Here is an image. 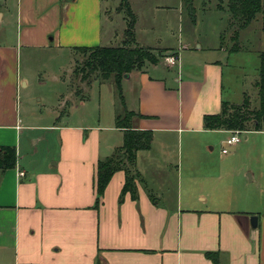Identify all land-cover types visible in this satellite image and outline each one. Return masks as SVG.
<instances>
[{
	"label": "crops",
	"instance_id": "obj_1",
	"mask_svg": "<svg viewBox=\"0 0 264 264\" xmlns=\"http://www.w3.org/2000/svg\"><path fill=\"white\" fill-rule=\"evenodd\" d=\"M103 2L0 0V146H15L18 155L14 167L0 169V264H264L255 177L236 168L229 178L222 167L236 161L241 140L218 160L208 150L211 137L231 131L205 129L204 115L249 95L226 99L222 58L229 49L221 42L204 45L180 33L183 50L169 49V26L145 28L129 0L137 42L179 60L176 73L160 61L122 81L125 106L143 115L133 125L153 131L151 147L138 152L134 166L136 199L130 192L120 199L127 176L122 169L95 205L98 162L124 142V129L116 125L124 107L114 83L95 81L83 85L85 98L72 89L60 94L58 107L31 109L29 72L43 81L46 54L123 42L125 24L119 41L109 43ZM184 57L191 61L185 71ZM253 131L263 133L264 126Z\"/></svg>",
	"mask_w": 264,
	"mask_h": 264
},
{
	"label": "rangeland",
	"instance_id": "obj_2",
	"mask_svg": "<svg viewBox=\"0 0 264 264\" xmlns=\"http://www.w3.org/2000/svg\"><path fill=\"white\" fill-rule=\"evenodd\" d=\"M127 1L129 2V0ZM133 1L136 10L141 15L140 24H144L145 28L153 25L155 29L152 32H155L157 28L169 26V49L181 48L183 50L182 44L179 43L180 33L184 38H196L204 45L207 43L217 45L221 42V44L229 49L227 57L222 58V60L224 59L225 66L224 95L226 99L238 102L241 100L242 94L247 92L250 95H247L251 100L250 107L254 108L259 105V93L254 82L259 77V49H264V29L261 15L253 21L251 27L241 33L239 38H235L234 31L236 26L230 23V19L225 11L218 7L219 0H192L191 5L186 0ZM157 4L169 5V7L157 9L155 6ZM103 10L106 36L110 37V44L117 43L119 41V29L124 24L127 29L131 20L125 0H104ZM220 31L222 32L221 38L219 37ZM114 35H117V37ZM238 46L239 49L235 50L234 48ZM170 55L172 54L169 52L167 56ZM167 56H161L160 63L174 66L172 71L178 72L179 68L176 66L179 62L178 57L176 64H170L167 62ZM84 58H86L85 54H73L70 49L64 48L61 51H56L53 55L46 54L41 64V66L43 65L41 72L43 81H40L38 72L35 73L34 70L30 69L29 73L32 74L29 87L31 109L48 111V107H58L61 95L67 96V93L72 92V89L80 88L77 78L75 79L72 76V71L78 66L80 68ZM74 59L75 61L73 62ZM190 62L187 57H184L181 63L184 65V71ZM109 82L114 83L113 78L109 79L107 84ZM83 85L85 84L83 83L81 87ZM98 85L93 86L95 95L92 94L96 98H98L100 92ZM70 105L71 101L62 104V107L58 109L61 113H65L66 110H69ZM90 111L91 108L89 107ZM203 134L209 135L211 133ZM230 136L231 134L216 133L211 137V140L214 142L209 144L208 150L217 160L222 157V146ZM239 136L241 143L236 161L228 165L227 163H223L222 167L230 173L229 178L233 174H237L235 172L236 168L239 172L242 169H248L254 175L255 181L251 184L257 186V193L260 199L257 210L264 212V132L244 131ZM210 146H214V149L211 150ZM225 146L228 147L230 154L234 153L233 146H228L227 144ZM246 178L250 180V176L246 175Z\"/></svg>",
	"mask_w": 264,
	"mask_h": 264
},
{
	"label": "trees",
	"instance_id": "obj_3",
	"mask_svg": "<svg viewBox=\"0 0 264 264\" xmlns=\"http://www.w3.org/2000/svg\"><path fill=\"white\" fill-rule=\"evenodd\" d=\"M192 0H186L191 5ZM131 20L124 32V40L119 45L76 46L73 54L82 53L86 58L79 66L74 68L72 76L78 80L76 95L81 99L84 93L81 85H91L93 82H107L113 78L119 107L123 106V113H118L116 125L124 129V142L114 152L97 165L95 188L97 191L96 207H99L105 189L113 175L119 170L127 173L126 181L121 194V201L128 192L137 198V171L134 170L138 152L148 150L153 141V131L140 129L133 125L134 117H143L139 112L127 109L123 93L122 81L126 75L134 70H141L147 64L161 61L163 51H156L151 47L141 46L136 40L135 24L136 15L129 2L125 0ZM218 7L226 9L231 16L230 22L236 26L234 34L238 37L240 29L247 27L259 15L262 16L264 29V0H219ZM239 49V46L234 48ZM72 77V78H73ZM77 85V86H78ZM259 90V105L250 107L249 97L241 103L223 101L220 112L208 113L203 117L204 128L207 130L227 129L240 132L251 129L260 130L264 126V50L260 53V71L257 82ZM83 91V92H82ZM17 149L15 146H0V169L12 168L17 162ZM211 254V253H209Z\"/></svg>",
	"mask_w": 264,
	"mask_h": 264
},
{
	"label": "built area",
	"instance_id": "obj_4",
	"mask_svg": "<svg viewBox=\"0 0 264 264\" xmlns=\"http://www.w3.org/2000/svg\"><path fill=\"white\" fill-rule=\"evenodd\" d=\"M167 62L170 64H176L177 62V56L172 54L170 56H167ZM241 132L239 130H233L231 131V136L225 141V144H227L228 146H232L236 143H238L241 139H240V134ZM225 144L222 146V152L223 153H228V147L225 146ZM21 174H24L23 172H21Z\"/></svg>",
	"mask_w": 264,
	"mask_h": 264
}]
</instances>
